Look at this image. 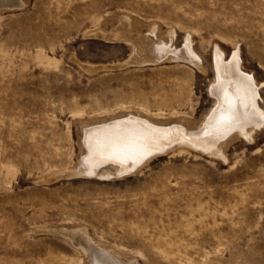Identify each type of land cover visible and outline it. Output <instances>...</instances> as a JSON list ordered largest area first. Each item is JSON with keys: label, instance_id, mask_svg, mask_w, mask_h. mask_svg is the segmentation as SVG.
Returning a JSON list of instances; mask_svg holds the SVG:
<instances>
[{"label": "rangeland", "instance_id": "obj_1", "mask_svg": "<svg viewBox=\"0 0 264 264\" xmlns=\"http://www.w3.org/2000/svg\"><path fill=\"white\" fill-rule=\"evenodd\" d=\"M20 1L0 9V264H88L83 233L133 264H264V124L215 154L176 144L129 175L75 173L86 127L199 130L215 53H237L264 113V0ZM147 40L173 49L154 61Z\"/></svg>", "mask_w": 264, "mask_h": 264}, {"label": "bare ground", "instance_id": "obj_2", "mask_svg": "<svg viewBox=\"0 0 264 264\" xmlns=\"http://www.w3.org/2000/svg\"><path fill=\"white\" fill-rule=\"evenodd\" d=\"M4 1L9 0H0V3H5ZM150 43L148 48L143 45L138 48L142 51L148 50L156 60L162 59L166 51L173 49L171 44L147 40V44ZM183 49L187 56H179V58L197 64L188 40H185ZM171 54L176 57L174 53ZM230 58L228 62H225L219 54H214L218 105L217 110L210 118L204 120L199 130L186 131L182 124V126L165 127L162 125V127L150 122L147 118L134 115L102 122L95 126L91 125L92 127H86L83 132V155L75 167V173L93 175L106 164L114 166L115 171L111 172L112 175H119L118 173L125 171L130 172L149 154L162 152L169 145L174 146L181 143L209 154H215L221 150L217 147V143L230 133L235 132L248 137L251 131L259 129L264 124V113L257 107V88L253 84L254 80L239 69L236 52ZM97 176H106V173H97ZM70 238L72 240V237ZM82 238L85 241L82 250L88 256V264H133L129 261L124 262L109 250L100 248L85 233L82 234Z\"/></svg>", "mask_w": 264, "mask_h": 264}, {"label": "water", "instance_id": "obj_3", "mask_svg": "<svg viewBox=\"0 0 264 264\" xmlns=\"http://www.w3.org/2000/svg\"><path fill=\"white\" fill-rule=\"evenodd\" d=\"M5 3H0V9H11V8H20L23 6V3L21 1H16V0H9V1H4ZM154 61H159V60H155ZM182 145V143H181ZM186 145V144H184ZM173 146V145H172ZM172 146L169 145V147L167 146V148L162 152H157V153H151L149 154L145 159H143L138 165H136V167L131 170L130 172L128 171H125L123 173H118L119 175H115L113 174L114 177H122V176H125V175H129V174H132L135 170H137L140 165H142L146 160L150 159L151 157L155 156V155H159V154H163L165 151H167L168 149H170ZM196 148V147H195ZM197 149V148H196Z\"/></svg>", "mask_w": 264, "mask_h": 264}]
</instances>
